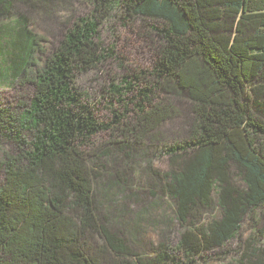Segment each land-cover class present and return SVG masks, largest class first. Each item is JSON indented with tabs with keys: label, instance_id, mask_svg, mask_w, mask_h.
<instances>
[{
	"label": "trees",
	"instance_id": "trees-1",
	"mask_svg": "<svg viewBox=\"0 0 264 264\" xmlns=\"http://www.w3.org/2000/svg\"><path fill=\"white\" fill-rule=\"evenodd\" d=\"M39 1L0 0L9 36L0 44V89L36 68L27 103H0V146L14 152L0 164V264H204L246 219L252 235L235 264H264V248L252 247L264 241V0H99L106 15L122 8L155 23L162 43L149 78L111 85L109 97L121 105L138 91L131 127L116 115L114 127L100 123L75 86L76 74L100 62L97 20L74 24L45 56V40L21 11ZM184 83L211 94L192 102L186 135L167 137L162 127L179 115L161 96H179ZM114 130L118 140L110 145L127 163L140 154L167 158L168 172L149 171L184 228L177 247L163 241L149 254L136 251L127 238L135 230L121 223L126 214L99 199L102 178L94 169L103 166L84 148ZM213 196L220 216L201 226Z\"/></svg>",
	"mask_w": 264,
	"mask_h": 264
},
{
	"label": "rangeland",
	"instance_id": "rangeland-1",
	"mask_svg": "<svg viewBox=\"0 0 264 264\" xmlns=\"http://www.w3.org/2000/svg\"><path fill=\"white\" fill-rule=\"evenodd\" d=\"M36 5V8L27 12L22 8L21 11L28 18L32 33L45 40L43 43L45 56L58 45L74 24L80 20H97L98 36L95 42L99 48L100 62L94 69L76 74L75 86L83 95L84 104L93 109L100 123L114 127L112 122L116 121L114 118L116 115L122 124L129 127L134 125L136 113L134 104L139 103L138 91L126 93L121 105L116 103L117 96L110 99L109 96L114 95L111 85L126 86L123 82L125 77L129 81L133 76L147 75L149 78L162 45L161 40L152 32V27L156 24L129 18L122 8L106 15V12L100 10L99 0H41ZM6 21L0 20V44L6 42L9 37L3 32ZM37 58L39 59L37 63L41 67L44 56ZM35 70L36 68L30 69L28 75L22 77L14 86L2 87L0 103L10 109L27 103L34 91L31 82ZM183 86L184 92L179 96L174 95L173 98L168 95L161 96L172 102L173 110L179 115L162 127L167 137H171L173 133L186 135L192 121L190 115L192 102H200L211 94L200 86L188 83H184ZM117 134L116 130L102 132L92 138L91 144L84 148L87 154L96 155L99 159L93 157L92 159L103 166L102 169H94L102 178L100 186L96 188L99 199L108 201L118 214H126L121 223L129 230H135L133 237L127 234V238L136 251H145L149 254L163 241L173 248L177 247L180 233L184 228L175 219L172 200L162 193L163 183L149 171L151 166L157 173L168 172L170 168L167 158L149 159L140 154L136 164L127 163L118 147L110 145L114 140H118ZM0 148L2 164L5 156L14 152L8 146ZM2 180L3 173L0 171V184ZM219 216L217 196H213V207L202 211L198 219L201 226H206ZM110 219L113 220L111 217ZM250 223L246 219L236 238L227 243L223 251H216V255L204 264L239 263L252 235ZM252 247L264 248V241L258 240Z\"/></svg>",
	"mask_w": 264,
	"mask_h": 264
}]
</instances>
